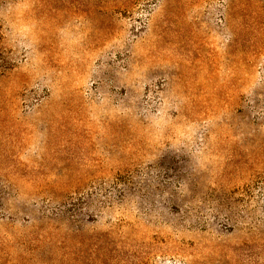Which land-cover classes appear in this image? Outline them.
<instances>
[{
  "label": "rangeland",
  "instance_id": "374dc122",
  "mask_svg": "<svg viewBox=\"0 0 264 264\" xmlns=\"http://www.w3.org/2000/svg\"><path fill=\"white\" fill-rule=\"evenodd\" d=\"M0 264H264V0H0Z\"/></svg>",
  "mask_w": 264,
  "mask_h": 264
}]
</instances>
